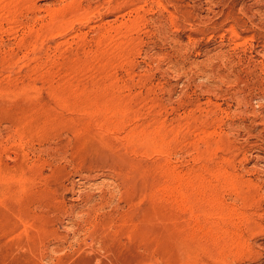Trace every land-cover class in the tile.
Masks as SVG:
<instances>
[{
    "label": "rangeland",
    "instance_id": "obj_1",
    "mask_svg": "<svg viewBox=\"0 0 264 264\" xmlns=\"http://www.w3.org/2000/svg\"><path fill=\"white\" fill-rule=\"evenodd\" d=\"M0 264H264V0H0Z\"/></svg>",
    "mask_w": 264,
    "mask_h": 264
}]
</instances>
